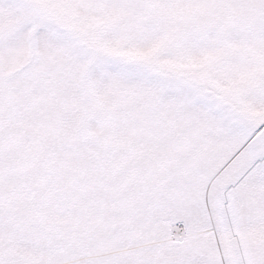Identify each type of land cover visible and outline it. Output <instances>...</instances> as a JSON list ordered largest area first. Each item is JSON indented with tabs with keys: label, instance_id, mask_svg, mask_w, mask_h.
<instances>
[{
	"label": "snow or ice",
	"instance_id": "1",
	"mask_svg": "<svg viewBox=\"0 0 264 264\" xmlns=\"http://www.w3.org/2000/svg\"><path fill=\"white\" fill-rule=\"evenodd\" d=\"M0 264H264V0H0Z\"/></svg>",
	"mask_w": 264,
	"mask_h": 264
}]
</instances>
